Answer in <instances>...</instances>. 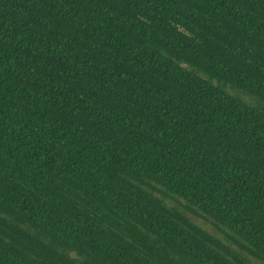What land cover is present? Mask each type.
I'll return each instance as SVG.
<instances>
[{
    "label": "trees",
    "instance_id": "16d2710c",
    "mask_svg": "<svg viewBox=\"0 0 264 264\" xmlns=\"http://www.w3.org/2000/svg\"><path fill=\"white\" fill-rule=\"evenodd\" d=\"M221 84L264 102V0H0V264H264V108Z\"/></svg>",
    "mask_w": 264,
    "mask_h": 264
},
{
    "label": "rangeland",
    "instance_id": "374dc122",
    "mask_svg": "<svg viewBox=\"0 0 264 264\" xmlns=\"http://www.w3.org/2000/svg\"><path fill=\"white\" fill-rule=\"evenodd\" d=\"M213 81L216 82L215 80ZM221 86L228 94L239 98L248 105L264 108V102L261 99L257 98L256 96L247 93L239 88H236L230 84H221ZM164 201L167 203V205L172 207H177L182 211H184V213L193 223L197 224L198 226H200L210 234L219 238L225 244L229 245L230 248L237 249L240 252H244L242 248L239 246V244L241 243L240 239L234 238L227 229L218 226L213 220L208 219L200 212L194 211L193 209L186 207V203L181 198L175 196L169 198L167 197L164 198ZM229 236L232 237L230 238Z\"/></svg>",
    "mask_w": 264,
    "mask_h": 264
}]
</instances>
